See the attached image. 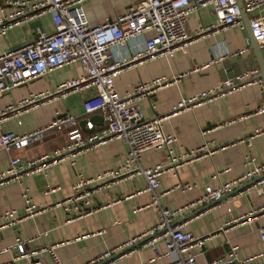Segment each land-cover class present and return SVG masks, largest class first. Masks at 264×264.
Returning a JSON list of instances; mask_svg holds the SVG:
<instances>
[{
  "label": "crops",
  "instance_id": "crops-1",
  "mask_svg": "<svg viewBox=\"0 0 264 264\" xmlns=\"http://www.w3.org/2000/svg\"><path fill=\"white\" fill-rule=\"evenodd\" d=\"M137 1L84 0L82 6L89 22L97 23L106 18L113 19ZM9 10L5 0H0V18H5ZM36 19L40 20L42 31L52 30L50 12L14 25L0 34V53L18 48L30 38L35 39L38 26L33 25L32 21ZM214 22L216 18L211 6L200 7L189 16L187 29L194 37L185 51L176 50L170 56H159L128 66L114 79L116 91L124 94L132 90L134 85L156 76L178 75L177 80L140 97L138 107L146 119L165 115L162 128L176 138L171 144L173 154H181L201 146L211 150L159 175L157 190L164 192L160 196V202L170 208L194 202L206 184L217 186L241 174L254 163L264 162V111H259L264 107V90L258 82L251 81L201 105L171 114L173 104L181 97L209 88L240 72L259 68L245 27L231 24L217 31L209 30L203 35L195 36L200 28ZM151 34L152 31H147L138 40ZM241 47L246 48L244 52L223 56L201 67L223 51ZM261 49L264 55V47ZM80 73L79 63L71 62L0 92V134L6 131L31 133L50 123L56 117V111L61 115H76L80 122L85 121V131L98 129L105 121L103 111H83L82 103L90 95L89 89L68 91L63 96L46 98L27 109L17 107L21 101L35 94H49L58 84L77 77ZM95 114L103 118L95 119ZM232 118L236 120L230 121ZM86 120L92 121L94 128H86ZM66 130L67 126H63L59 131L45 134L20 147H0V172L9 167L14 156L33 158L65 146L68 143ZM242 139L249 140V143ZM127 147L121 140L110 139L79 153L73 165L68 160L58 161L44 171L0 184V264H56L47 251H40L32 257L14 259L17 249L12 245L17 238H29L26 242L28 250L61 242L56 251L62 264H83L107 250H120L124 242L152 228L157 222V212L150 205L151 193L145 190L146 181L141 174L120 181L113 180L110 186L97 190L89 198V206H95V210L83 216L68 219L66 211L52 206L56 201L72 194V182L77 172L94 176L104 170L114 169L125 157ZM167 161L164 147L147 149L141 158L143 166ZM260 176L256 175L253 179ZM184 182L194 183V186L188 190L176 186ZM50 186L57 188L49 191ZM239 187H235L233 191ZM24 188L35 205L45 208L14 225H1L2 214L6 209L16 208L18 212L24 210ZM233 191L225 193L217 202L192 203L184 215L174 220L175 223L182 224V229L190 230L197 236H210L204 246L197 250L198 264L223 256L230 249L231 243L237 245L238 258L254 256L242 264H264V240L259 235V227L264 223V208L260 209L264 207V182L246 192ZM250 212L255 214L251 220H233ZM158 246L160 251L165 250V236L158 240ZM5 247L8 249L4 250ZM171 262L169 254L155 255L151 246L139 243L107 264Z\"/></svg>",
  "mask_w": 264,
  "mask_h": 264
},
{
  "label": "built area",
  "instance_id": "built-area-1",
  "mask_svg": "<svg viewBox=\"0 0 264 264\" xmlns=\"http://www.w3.org/2000/svg\"><path fill=\"white\" fill-rule=\"evenodd\" d=\"M84 0H5L9 5V13L0 18V34L8 28L22 24L39 17L45 12L51 13L53 28L50 32L40 31L31 42L18 48H10L0 53V92L10 87L24 83L43 75L46 71L63 64L77 62L81 73L77 77L64 80L47 95L35 94L21 101L17 107L27 109L40 103L46 98L63 96L68 91L89 89L90 95L83 100V111L90 113L102 110L104 123L94 130V123L86 120L85 131L76 115L59 114L47 125L28 134H17L6 131L0 134V147L10 149L20 147L29 141L42 138L45 134L59 131L67 126L68 143L52 153L33 158L14 156L9 167L0 172V184L10 180H20L23 176L33 172L46 170L51 164L68 160L74 164L75 157L110 139H118L127 144V152L120 164L110 170H104L94 176H86L82 172L76 173L72 182V194L56 201L52 206L61 207L69 214L68 219L83 216L95 210L90 205V196L101 188L111 185L113 180L132 178L141 174L145 181V190L151 193L150 205L157 212L156 224L141 234L134 236L122 244V248L141 240L144 245L151 246L155 255L169 254L171 264H198L196 255L202 248L209 235L197 236L190 230L181 228V223L175 219L184 215L192 203L214 202L225 193L232 192L235 187L249 182L256 175H261L251 183L245 185L242 191H249L257 184L264 182V162L254 163L241 174L217 185L206 184L203 192L194 202L175 208L162 205L159 192V175L168 169H176L184 162H188L201 154L210 152L209 148L201 146L195 150L173 154L171 144L175 136L164 132L162 121L165 115H158L146 119L140 111L137 101L140 97L151 94L155 90L177 80L178 75L156 76L148 81L140 82L132 90L120 94L114 87L115 77L126 67L152 60L159 56H170L176 50L185 51L194 34L187 29L189 16L200 7L211 6L216 22L204 26L195 32V36L214 30L217 31L231 24L244 27L239 18L240 11L236 0H138L130 4L113 19L90 23L82 6ZM249 15L252 34L258 45L264 47V0H242ZM147 31L142 40H138ZM245 47L225 50L221 55L210 59L201 67L207 66L215 60L227 55H237L245 51ZM259 68H252L228 77L209 88L181 97L173 104L171 114L182 109L201 105L213 98L226 94L234 89L254 81L262 85L258 76ZM180 75V74H179ZM259 111H264V107ZM4 113V111L2 112ZM16 114V112H14ZM242 115L239 116L241 118ZM236 120L232 118L230 121ZM249 143V140L242 139ZM165 148L167 163L156 162L151 166L141 164L142 154L150 148ZM216 175H213L215 177ZM176 186L188 190L194 183L184 182ZM57 187L50 186L49 191ZM22 197L25 200L24 210L18 212L16 208H8L2 214L1 225H14L23 218L35 214L45 207L35 205L27 189L24 188ZM261 207L260 209H263ZM248 213L233 218L235 222L251 220L255 214ZM103 232L104 229H101ZM259 235L264 240V223L259 227ZM165 236V250L162 252L158 240ZM29 238H17L13 247L17 249L14 259L22 256L32 257L40 251H47L54 263L62 264L56 247L61 242L43 245L28 250L26 242ZM132 248V247H131ZM8 249L5 247L4 250ZM130 249V248H129ZM116 248L107 250L95 259L83 264H94L115 253ZM118 251V250H117ZM116 251V252H117ZM237 257V245L230 244V249L221 257L204 264H224L236 260L238 264L253 259ZM108 262L102 263L107 264Z\"/></svg>",
  "mask_w": 264,
  "mask_h": 264
},
{
  "label": "water",
  "instance_id": "water-1",
  "mask_svg": "<svg viewBox=\"0 0 264 264\" xmlns=\"http://www.w3.org/2000/svg\"><path fill=\"white\" fill-rule=\"evenodd\" d=\"M236 1H237V4H238V7H239V11H240L239 18L242 20V22L244 24V27L246 29V32H247L248 37H249V40H250V46L253 49L254 55L256 57V61H257L258 66H259L260 72H259L258 76L261 77V79H262V86H263V90H264V55H263V52H262L261 47L258 45L257 41L255 40V38H254V36L252 34V31H251V28H250V24H249V15H248V13L246 12V10L244 8V5H243L242 0H236ZM32 24L35 25V26H38V31L34 35V38H36L39 35V32L42 31L43 28H42V25H41V22H40L39 19L33 20L32 21ZM30 41H32V38H30L28 41H26L25 43H23V45L29 43ZM93 118L96 119V118H103V117L102 116H98L97 114H95L93 116ZM101 122H102V119H101ZM84 123H85V121H81L80 122V124L83 127V129H84ZM252 181H254V179L250 180L249 182H246L245 184H242L235 191H238V190L242 189L245 185H247L248 183H251ZM235 191H233V192H235ZM220 199L215 200L214 202H217ZM141 242H142V239L134 242L133 244H131L129 246H126V247L118 250L117 252L111 254L109 257H107V258H105L103 260H100V261H98V262H96L94 264H102V263L108 262V261L112 260L113 258H115L116 256L122 254L123 252H125L129 248H131L133 246H136V245H138ZM224 264H238V263H237V261L232 260V261L226 262Z\"/></svg>",
  "mask_w": 264,
  "mask_h": 264
}]
</instances>
